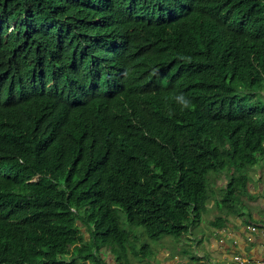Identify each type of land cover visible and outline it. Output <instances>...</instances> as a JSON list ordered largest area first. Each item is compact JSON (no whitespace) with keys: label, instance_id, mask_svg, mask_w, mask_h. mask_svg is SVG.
<instances>
[{"label":"trees","instance_id":"trees-1","mask_svg":"<svg viewBox=\"0 0 264 264\" xmlns=\"http://www.w3.org/2000/svg\"><path fill=\"white\" fill-rule=\"evenodd\" d=\"M263 157L264 0H0V264L146 260Z\"/></svg>","mask_w":264,"mask_h":264},{"label":"crops","instance_id":"crops-1","mask_svg":"<svg viewBox=\"0 0 264 264\" xmlns=\"http://www.w3.org/2000/svg\"><path fill=\"white\" fill-rule=\"evenodd\" d=\"M262 159L249 170L247 191L244 192L240 205L237 206L238 209L229 215L221 213L225 218V225L214 228L212 234L208 236L203 234L200 236L205 244L203 251L213 253L212 256L217 258L216 262L204 256V252L201 253V259H192L181 249L179 251L184 256L171 260L168 259L167 248H163L156 255L161 264H239L236 258H241L243 264H264V163ZM220 178L217 196L221 195L220 189L227 184L226 174ZM208 207L211 214V210L215 208V202L212 201ZM215 211L219 213L216 208ZM250 227H256L257 231L250 230ZM102 255L108 264H116L114 257L106 259L103 252ZM148 260H138V264H155ZM79 264L82 263L79 262ZM88 264L92 263L88 262Z\"/></svg>","mask_w":264,"mask_h":264},{"label":"rangeland","instance_id":"rangeland-1","mask_svg":"<svg viewBox=\"0 0 264 264\" xmlns=\"http://www.w3.org/2000/svg\"><path fill=\"white\" fill-rule=\"evenodd\" d=\"M262 163H264V157L262 159ZM211 176H216V174L212 173L210 174ZM223 178V177H222ZM221 179V178H220ZM220 181V180H219ZM219 182L217 181V179H215L214 177H212V190L215 191L216 193H218V186ZM214 192V196L213 198H215V200H218L219 195L217 196V194H215ZM211 214L205 215L202 219V222L200 224V226H198L188 238H182V239H177L175 237L172 236H165L163 237L160 241H155L149 238L146 229L144 227H136V226H130L127 223H124L123 226L125 229H127L128 231H130L132 233V231H135L136 234L138 235V241L137 243H133V246L137 247L139 249H141L142 247H144L145 245H148L149 247L146 248V251H148V261L151 262H155V264H161V262L157 259L156 255L157 253L162 250L163 248H167L168 252V259L173 260L176 257H182L184 256L183 253H185L186 251H188V256L194 258V259H201V253H203L204 251V243H203V239L200 238L201 234H203L204 236H208V234H212V231L214 230L210 220H215L216 217L218 216H222V214L217 211H215V208H213L211 210ZM87 239L89 238L88 234L86 235ZM132 240L134 239V236H132L131 238ZM182 250V252H180L179 250ZM202 249V250H201ZM103 254L105 255L106 259H110L113 256L111 255V253H109L108 251H102ZM213 253H206L204 252V256H206L207 258H210V260H212L214 263L216 262L217 258L212 256ZM211 256V257H210ZM130 259L131 262L133 264H138V261L136 260L135 256L130 254ZM145 261V262H148ZM183 261V260H181ZM79 263V262H78ZM149 263V262H148ZM181 263V262H179ZM82 264H88V263H82ZM182 264V263H181Z\"/></svg>","mask_w":264,"mask_h":264},{"label":"clouds","instance_id":"clouds-1","mask_svg":"<svg viewBox=\"0 0 264 264\" xmlns=\"http://www.w3.org/2000/svg\"><path fill=\"white\" fill-rule=\"evenodd\" d=\"M176 100L181 104V106L185 109L189 108L191 106V100H189L186 96L183 94H180L176 96Z\"/></svg>","mask_w":264,"mask_h":264},{"label":"built area","instance_id":"built-area-1","mask_svg":"<svg viewBox=\"0 0 264 264\" xmlns=\"http://www.w3.org/2000/svg\"><path fill=\"white\" fill-rule=\"evenodd\" d=\"M249 229L252 230V231H254V232L257 231V228L256 227H250ZM236 261L239 262V264H243V261H242L241 258H236Z\"/></svg>","mask_w":264,"mask_h":264}]
</instances>
